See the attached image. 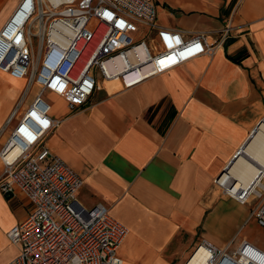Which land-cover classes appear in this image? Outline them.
Wrapping results in <instances>:
<instances>
[{
  "label": "crops",
  "instance_id": "0c3cea01",
  "mask_svg": "<svg viewBox=\"0 0 264 264\" xmlns=\"http://www.w3.org/2000/svg\"><path fill=\"white\" fill-rule=\"evenodd\" d=\"M20 1L0 0V30ZM155 3L163 27L187 37L208 32L211 42L230 27L228 37L214 54L130 88L117 82L98 86L76 110L53 93L63 110L52 105L51 115L60 122L45 140L83 177L79 200L107 205L129 228L118 249L123 264L182 262L169 256L174 243L192 248L207 239L220 246L254 218L240 205L253 201L240 203L214 180L264 117V0ZM25 86L26 80L0 70V130ZM0 208L12 216L0 218V264H7L20 252L7 232L26 218L31 203L21 191L9 196L0 189ZM143 232L154 237L144 248L137 240Z\"/></svg>",
  "mask_w": 264,
  "mask_h": 264
},
{
  "label": "built area",
  "instance_id": "2783aa9c",
  "mask_svg": "<svg viewBox=\"0 0 264 264\" xmlns=\"http://www.w3.org/2000/svg\"><path fill=\"white\" fill-rule=\"evenodd\" d=\"M229 30H221L218 42H211L208 32L187 37L158 23L155 0L20 1L0 30V69L26 80L6 122L15 123L0 148V189L9 196L21 191L31 210L7 232L20 246L7 264H123L118 249L129 228L107 205L89 207L79 200L83 177L46 144L60 122L51 115L46 93L62 96L76 110L106 82L130 88L214 54ZM34 86L35 95L24 105ZM262 125L264 117L249 138ZM228 167L214 182L240 203L259 199L252 215L264 227V187L233 193L237 178L228 173L221 180ZM229 244L202 239L190 257L173 264H264V249L254 242L243 239L235 250ZM202 245L205 250L192 262Z\"/></svg>",
  "mask_w": 264,
  "mask_h": 264
},
{
  "label": "bare ground",
  "instance_id": "6f19581e",
  "mask_svg": "<svg viewBox=\"0 0 264 264\" xmlns=\"http://www.w3.org/2000/svg\"><path fill=\"white\" fill-rule=\"evenodd\" d=\"M16 79L25 80V78ZM228 173L231 176L237 178V183L235 185V188L233 189V193H236L240 188H242L243 191L249 189L257 190L258 186L262 188L264 187V125H262L258 131H255L248 139L241 153L238 154L237 157H235L232 161L231 165H229L228 171H226L221 176L222 181H225ZM225 191L227 192V190ZM250 198L251 196L248 197V199ZM227 245L228 243H226L224 246ZM204 250L205 247L202 245L193 256L192 262H194ZM191 255L192 254H190V256Z\"/></svg>",
  "mask_w": 264,
  "mask_h": 264
},
{
  "label": "rangeland",
  "instance_id": "374dc122",
  "mask_svg": "<svg viewBox=\"0 0 264 264\" xmlns=\"http://www.w3.org/2000/svg\"><path fill=\"white\" fill-rule=\"evenodd\" d=\"M91 25H92V23L90 24V26ZM110 84H112V83H110ZM36 91H37V87L34 86V88L31 89L29 96L25 99L24 105H26L27 103L30 102V100L35 95ZM22 94H23V92L19 95L17 101L15 102V104L13 106H15L20 101V99L22 97ZM45 97L47 99H49L50 102L51 101L53 102L52 105L54 106V108L56 110H58L60 112L63 110V105H61L60 101L56 99V97L54 96V94L52 92H47ZM8 133H9V125L6 124L0 130V138H2V140H3L4 137L8 136ZM219 190H220V188H219ZM258 202H259V199H256L250 204H246V205L240 204V205L241 206H245L247 210L251 209V211L253 212L255 210ZM229 205L232 206V208H236L235 204L233 205L232 202H230ZM2 210H4V211L0 214V218H12V216L5 209L0 208V211H2ZM132 235H133V233H132ZM149 237L154 238L148 232L147 233L143 232V234H140V235L137 236V240L141 243L143 248L147 244H149V239H150ZM244 237H247L249 240H252L253 242H255V243H257V244H259V245L264 247V227H261L258 224L257 219L255 217L246 222V224L244 225V228L242 230V233L237 235V237H236L237 240L235 238V240L231 244L228 243L229 246H230V250H235L237 248L238 244H239V241L242 238H244ZM176 243L173 244L174 250L169 254L170 257L175 255L173 258H171V260H174V261L175 260L184 261L189 256V254L192 252V250L195 248V246L197 245V244H194V246L192 248H190V247L185 248L184 247V242L179 243L178 245H176ZM225 244L223 243L220 246L223 247ZM121 253L124 255V251L122 249H121ZM148 253H150V249H148L145 252H143V254H145V256Z\"/></svg>",
  "mask_w": 264,
  "mask_h": 264
},
{
  "label": "water",
  "instance_id": "95a60500",
  "mask_svg": "<svg viewBox=\"0 0 264 264\" xmlns=\"http://www.w3.org/2000/svg\"><path fill=\"white\" fill-rule=\"evenodd\" d=\"M239 153H240V152H237V153L235 154V157H237V155H238ZM235 157H234V158H235ZM233 160H234V159H233ZM233 160H232V161H233ZM232 161L230 162V164L232 163ZM230 164H229V165H230ZM224 170H226V168H225ZM224 170H223V171H224ZM223 171H222V172H223ZM222 172H221V173H222ZM221 173H220V174H221ZM220 174H219V175H220Z\"/></svg>",
  "mask_w": 264,
  "mask_h": 264
}]
</instances>
